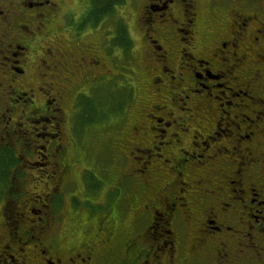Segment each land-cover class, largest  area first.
<instances>
[{"label": "flooded vegetation", "instance_id": "flooded-vegetation-1", "mask_svg": "<svg viewBox=\"0 0 264 264\" xmlns=\"http://www.w3.org/2000/svg\"><path fill=\"white\" fill-rule=\"evenodd\" d=\"M76 2L72 11L66 0H0V155L10 154L0 186L27 193L26 168L12 162L20 151L44 160L47 178L46 190L25 198L38 208L14 205L4 191L0 264H264V0H111L112 9L136 12L115 23V51L101 38L103 53L59 32L69 21L108 16L87 18L90 0ZM75 49L80 66L51 72L62 59L61 68L74 65ZM114 78L125 85L111 90L108 108L117 166L103 169L107 180L95 176L110 185L102 200L93 191L90 206L80 199L76 223L94 228L77 241L63 230L66 210L57 204L76 163L68 152L91 160L79 171L82 190L98 181L86 175L94 176V160L73 136L67 145L66 132L95 119L85 98ZM104 201L107 210L96 214ZM120 211L145 225L122 237L113 225ZM26 213L34 225H20Z\"/></svg>", "mask_w": 264, "mask_h": 264}, {"label": "rangeland", "instance_id": "rangeland-1", "mask_svg": "<svg viewBox=\"0 0 264 264\" xmlns=\"http://www.w3.org/2000/svg\"><path fill=\"white\" fill-rule=\"evenodd\" d=\"M77 5L78 3H75V0H66V7L71 8L72 11L75 10L77 11ZM128 11L131 14L136 12V9L134 6H130L129 8H126V10H121V9H116L113 8L111 12L106 13V17L102 18L101 20L97 21L96 23H94L93 25L91 24H85V25H81V26H76L74 24H72V21L70 22H66L64 25V28L60 27V31L61 34L63 35L64 38H70V40L75 39L71 34V32L75 35L76 38H79L81 35V42H85V43H95L98 47V50L100 53H103V50L101 49V45H100V40L101 42H103V46H106L108 51H112V50H116L117 49V42H116V37L115 35V26H116V22H122V19H118L120 16L124 17L126 16L128 13L125 12ZM74 16H76L75 12L73 13ZM105 15V14H104ZM98 18H96L95 20H97ZM66 30H70V32H67ZM130 36L135 38L138 41L139 38V33L137 31V28L133 25V23L131 22L130 25ZM137 41H133V44H130L131 47L133 48V51H137L138 50V43ZM75 48V47H74ZM77 50V51H76ZM83 53L85 51H82ZM80 51L79 49H75V54L73 57V60H77L74 62V65H71L70 63H65L63 68H61L62 66L60 65V60L55 66L56 67H60L58 70H51V72H55L56 75L58 77L63 76V73H60V70H68V71H74L76 66H80V62H78V60L80 61ZM70 56H67V58H69ZM86 63V62H85ZM78 64V65H77ZM87 66V63L85 64L84 68L85 69ZM89 67H91V65H89ZM119 78L121 77H125V79L128 78V74H126V71H122L120 74H118ZM132 80V79H131ZM126 83V82H124ZM123 82L120 79L114 78L113 81H110V83H102L99 85L98 90L96 91V93H94V95L87 97L88 99L85 98V102L88 104L87 107H89V111L91 112V115L95 116V119H93L91 121V123H86L83 122V124H80V122H77V128H75L73 131L70 129V131L68 130L67 136H66V142L67 145H69L71 143V136H73V138L77 141L78 146L82 147V149H84L86 152V155L89 154L90 157L92 158V166L94 167L93 172H94V176L90 173L87 172L86 175L89 176L90 178L93 177V181L92 182H97L98 179H96V175H99L102 177L103 180H107L106 178V171H104L103 169L106 167V165H113L116 167L117 163L116 161H112L111 160V156L112 153L116 152H111L110 150V140L108 139V136L110 135L111 132L115 131L117 128H113V126H117L116 124L112 126V116L109 114H112L110 112L109 105L111 102V90L113 89L114 92L116 91H124V86H123ZM87 85L83 86V89L86 90ZM118 93V92H117ZM119 94V93H118ZM121 95V94H119ZM131 97V96H130ZM129 97V100L131 101V98ZM71 99L72 97H68L67 101L65 102V110L67 112V114L70 113V104H71ZM84 102V103H85ZM83 103V104H84ZM3 104L2 101H0V108L1 105ZM91 105L93 106V108L96 110L91 111ZM127 114L129 113H133V108H134V103H127ZM113 110V109H112ZM95 113V114H94ZM89 120V119H88ZM86 120V121H88ZM71 122L67 121L66 122V126H68ZM40 126H43V123H39L37 125H35V127L37 128V131H41ZM77 129V130H76ZM76 130V131H75ZM21 139H25V138H21ZM27 142V141H25ZM40 143V142H38ZM78 153H80V151H77ZM77 152H68L67 157L68 159H72V162H76L74 166V171L72 173V177H71V181L66 184L63 187V197H62V201L61 203H57L60 206L64 205V208L66 210V214H65V218H64V222L62 224L63 226V230L65 229L66 231H71L70 233H73L75 235V239L78 241V239L82 238L83 236L87 237V236H91V231L94 228V222L93 221H85L87 219H85L83 222L79 223L81 224L80 226L77 225L76 223V217H75V210L76 207L81 205L80 199L83 197H85V201L87 202L88 206L91 205V201L90 198H92V195L90 193V191H93L94 193V200H102L104 198V194L106 193V191L109 189V184H107L106 182H100L98 181L97 184L95 185V183H92L93 185L91 186H87L85 187L84 190H82L81 184L79 183V171L82 169L83 166L85 165H89L90 161L89 159H83L82 154H78ZM15 156L17 157V159L14 160V163H16L15 166H19L21 169L22 168H26V173L27 174H20V178H25L24 184L23 186V192L27 193L24 195H20L19 193L12 191V188H10L12 186V184H10V186L7 188V186H0V201L2 199V197L5 194V190H7V196L8 198L13 199L14 205H19L21 199L25 202L27 201V206L26 207H33V208H38L39 204L34 203V202H30L29 200H26L25 198H28L30 192L34 191L37 193H40L38 191L42 190H46L44 188V182L47 180L45 173H43V168L45 167L44 164V160L39 159L37 156L30 154V156H27L23 151L20 152H16ZM28 162H30L28 164ZM99 164H102L103 166L101 168H99ZM14 165H12L13 167ZM108 167V166H107ZM98 170V171H97ZM114 172V171H113ZM8 177L9 175V171H7V174L4 173V177L3 180L5 179V177ZM6 177V178H7ZM110 177H113V174H110ZM109 183H111V181L109 180ZM85 190L89 191L87 193H85ZM105 192V193H104ZM39 195V194H38ZM39 203V202H38ZM109 206V202L108 201H104L102 203H100L98 206H95L94 208V212L96 214L107 210ZM124 211V210H123ZM121 215H116L115 218H119V224H113L115 226V228H119L121 230V235L122 237H124V235L126 236L128 233L134 232L136 231L138 228H141L143 225H145V222L143 220H140L138 222H136L134 225L130 223L129 218H131V214H133L132 212H121ZM85 214V211L83 210V214ZM90 214V213H89ZM89 218V217H88ZM21 220L20 217H18V220ZM22 219H24L23 222L19 221L20 225H22L23 223L26 222L27 226L33 224L34 225V221L35 220V216L34 215H30L29 213H26L24 217H22ZM30 220H32L33 222H31ZM0 221H1V214H0ZM131 226H130V224ZM32 225V226H33ZM119 229L116 231L119 232ZM123 230V232H122ZM69 233V234H70ZM73 239V241L75 240Z\"/></svg>", "mask_w": 264, "mask_h": 264}, {"label": "trees", "instance_id": "trees-1", "mask_svg": "<svg viewBox=\"0 0 264 264\" xmlns=\"http://www.w3.org/2000/svg\"><path fill=\"white\" fill-rule=\"evenodd\" d=\"M111 0H90V6L87 10V18L92 17V19L101 18L102 15L109 13L112 11V7L110 6ZM107 5V6H106ZM0 155V173L1 179L4 177V173L6 172V168L9 165L8 158L10 154H6L5 152ZM14 162V159L13 161Z\"/></svg>", "mask_w": 264, "mask_h": 264}]
</instances>
